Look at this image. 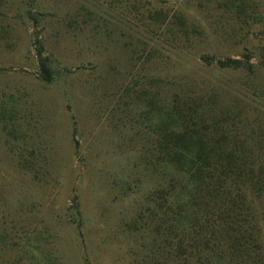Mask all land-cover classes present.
<instances>
[{"label": "rangeland", "instance_id": "374dc122", "mask_svg": "<svg viewBox=\"0 0 264 264\" xmlns=\"http://www.w3.org/2000/svg\"><path fill=\"white\" fill-rule=\"evenodd\" d=\"M235 1L0 0V264L195 263L162 144L186 121L228 165L198 217L231 199L264 248V0Z\"/></svg>", "mask_w": 264, "mask_h": 264}, {"label": "trees", "instance_id": "16d2710c", "mask_svg": "<svg viewBox=\"0 0 264 264\" xmlns=\"http://www.w3.org/2000/svg\"><path fill=\"white\" fill-rule=\"evenodd\" d=\"M240 2L241 0H238L234 3L240 6ZM36 57L41 79L48 83L53 82L55 70L51 66L49 57L45 55V46L40 39L36 42ZM213 63L217 67L234 68L242 67L244 64L240 59L213 60ZM186 123L189 122L186 121ZM187 124H185L186 129L184 130L168 132L162 143L165 148L168 168H175L180 174V191L183 194L187 191L190 192L189 199L180 194L188 203L178 206L182 212L175 216L178 221L176 225L182 236L179 240V248L186 243L185 237L188 235L187 237L194 240L195 243L193 258L196 260L193 264H264V248L256 229V219L254 216L249 217L248 215L247 218H241L237 214V212L240 213V210L243 211L239 204L232 203L231 199L227 202L220 199L217 200L218 204L215 203L220 212L219 219H208L204 214L203 217H198L197 212L201 214L205 211L203 212V209L193 202V198L202 192L205 196L204 199H208L207 193L211 191L213 184L217 183L216 179H218L220 187L218 196L230 195L224 184L226 177L222 178L223 175L225 176L228 165L215 160L208 151L210 145L205 136L199 135L194 129L191 130ZM75 141L77 147L78 139L75 138ZM216 171L219 176L213 182L212 179ZM202 204L206 209L208 206L211 207L209 200L203 201ZM253 204V201L244 204L247 213L254 209ZM202 226H212L213 232L211 234L200 233ZM78 227L81 229L80 221H78ZM172 250V248L169 250L170 255ZM183 253L185 252L178 254L181 259L179 264H189V259L186 258V255L183 256Z\"/></svg>", "mask_w": 264, "mask_h": 264}]
</instances>
